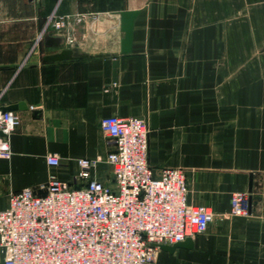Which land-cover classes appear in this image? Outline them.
Listing matches in <instances>:
<instances>
[{
	"label": "crops",
	"instance_id": "obj_1",
	"mask_svg": "<svg viewBox=\"0 0 264 264\" xmlns=\"http://www.w3.org/2000/svg\"><path fill=\"white\" fill-rule=\"evenodd\" d=\"M126 12L136 17L123 54ZM52 14L68 27L46 28ZM60 48L85 57L43 61ZM10 106L20 124L0 158V210L50 174L84 185L73 182L79 159L96 160L88 179L109 184L100 120L141 118L153 175L183 170L187 202L213 213L191 248L151 264H264V0H0V111ZM236 193L246 216L229 215Z\"/></svg>",
	"mask_w": 264,
	"mask_h": 264
},
{
	"label": "built area",
	"instance_id": "obj_2",
	"mask_svg": "<svg viewBox=\"0 0 264 264\" xmlns=\"http://www.w3.org/2000/svg\"><path fill=\"white\" fill-rule=\"evenodd\" d=\"M67 27L64 16L47 18L48 29ZM19 124L16 113L0 111V158L11 157L8 137ZM99 127L112 144L105 158L111 182L88 179L96 160L79 159L73 182L84 180V185L72 186L50 174L45 184L11 193L0 210L2 264H151L158 245L206 230L213 213L187 202L184 171L166 168L153 175L147 163V120L112 115ZM46 163L56 168L60 160L48 155ZM247 213L246 195L233 194L229 215Z\"/></svg>",
	"mask_w": 264,
	"mask_h": 264
},
{
	"label": "water",
	"instance_id": "obj_3",
	"mask_svg": "<svg viewBox=\"0 0 264 264\" xmlns=\"http://www.w3.org/2000/svg\"><path fill=\"white\" fill-rule=\"evenodd\" d=\"M136 17V12H126L122 13L120 16L121 19V30L124 34L122 40H121V52L123 54H127L131 50V42H132V27L133 22ZM60 40H55L54 38L48 37L45 39V46L48 48L53 46V48H59L60 47ZM85 55L78 54L76 51L71 49H65L60 48L56 50L53 53L46 54L43 57V61L45 62H54V61H65V60H72V59H78V58H84ZM21 107V105H19ZM15 106H10L6 108H2L1 111H11L14 110ZM0 135H4L2 132H0ZM152 246H154L152 244ZM184 247V248H191L192 247V241L190 238H186L184 241L173 244V245H158V248L161 251L166 252H173L176 248Z\"/></svg>",
	"mask_w": 264,
	"mask_h": 264
}]
</instances>
